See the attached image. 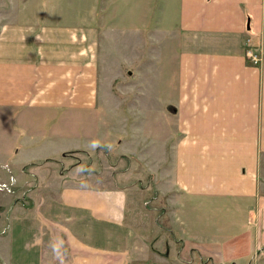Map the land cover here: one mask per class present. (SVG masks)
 Segmentation results:
<instances>
[{"label": "crops", "instance_id": "1", "mask_svg": "<svg viewBox=\"0 0 264 264\" xmlns=\"http://www.w3.org/2000/svg\"><path fill=\"white\" fill-rule=\"evenodd\" d=\"M43 1L49 0H0V191L11 189L0 195V220L5 217L0 226V233L5 229L0 234V241L5 239V247L0 243V264H24L17 262L18 239L24 237L33 241L35 254L25 264H264V0H173L179 13L174 33L183 48L176 51L177 84L157 109L158 125H166L163 133L155 134L160 140L157 156L169 166L166 163L156 172L163 170L174 187L166 190L163 213H174L180 229L187 232L171 224L178 244L164 251L147 246L131 249L128 242L111 239L113 226L128 237L131 225L145 229L144 217H135L131 208L139 205L130 192L134 185L111 177V188L98 190L95 183H84L67 189V176L82 164L84 153L65 152L82 149L93 159L96 147L107 144L92 140L91 130L85 128L89 135L84 140L47 148L54 144L47 139L54 128L47 129L55 119H60L55 129L65 135L81 111L101 108L99 45L107 25L101 24L103 9L67 7L62 0L35 5ZM67 13L79 19L82 14L90 16L77 22L67 20ZM247 49L260 55L258 63L247 58ZM108 98L106 94V104ZM139 103L144 104L141 97ZM39 116L49 120L45 130L35 125L42 123L35 120ZM135 121L136 116L127 119L126 127H135ZM111 142L118 144L116 156H122L124 167L127 157L138 159L129 149L137 142L134 136L114 137ZM44 145L48 151L29 154ZM58 156L81 159L61 170L62 180L66 179L59 188L62 199L56 203L41 192L39 213L29 209L30 216L19 218L28 209L21 200L30 201L36 190L50 186L39 179L41 164ZM37 160L41 163L36 165ZM90 164L94 168L93 161ZM128 170L112 166L109 171L116 178L135 176ZM91 174L96 175L91 171L78 178ZM136 179L132 183L141 181ZM144 184H139L137 196L148 190ZM23 188L27 192L18 197ZM149 204L143 202L142 212L150 210L154 216ZM53 207L65 209L53 213ZM217 214L224 215V221L215 218ZM103 216L108 223L105 242H99L95 236ZM110 242L111 248H105ZM173 253L176 257L171 259Z\"/></svg>", "mask_w": 264, "mask_h": 264}, {"label": "rangeland", "instance_id": "2", "mask_svg": "<svg viewBox=\"0 0 264 264\" xmlns=\"http://www.w3.org/2000/svg\"><path fill=\"white\" fill-rule=\"evenodd\" d=\"M50 1L52 2L54 0H49L48 2L43 1V3L39 2L35 5H49ZM62 1L66 3L67 7H75L77 9H84L85 6H87L85 9L90 8V6L97 7V10L103 9L100 20L102 22L101 24L104 26L107 25V27L102 33L99 45L100 66L98 72L99 97H102V100L101 98L98 100L101 108L94 111L92 110L91 112L89 111L88 113H86V111H81L80 116L76 117L73 125L69 126L65 135L55 129V127H57L56 124L60 123L59 118L55 119L53 125L47 129L49 132L51 128H54L53 132L49 133L47 136V139L54 144L48 143L47 148H53L54 146L69 140H84L86 136L89 135V131L84 133V129L88 128L91 130L92 140L97 142L101 140L103 141L102 143L109 146L105 145V148L101 145L98 146V150L93 152V159L88 157V155L82 156V164L77 165L78 167L68 174L70 177L67 176V189L71 185L74 186L73 184L82 185L84 183H95L98 190L111 188L113 185L112 178L116 181L121 179L120 182L126 181V185L127 183L129 185H134L130 188V192L131 195L133 192L135 193L132 197L138 201L139 205H134L131 208L134 207V210L136 211L135 217H138V215L144 217L142 218V225L143 223L145 224V229L143 227V229L135 228L134 225H131L132 231H129L131 235L128 237L126 236V232L122 231L119 226H113L110 227L113 235L111 239L120 238L118 241L115 240L114 242H117V244H126V242H128L131 249H134V246H147L151 249H162L163 251L166 248L173 249L176 242L171 226L173 225L174 229H177L181 233L185 232L186 234L187 231H182V229H180L178 221L174 217V213L172 214V212H169L170 216L165 215L166 211L163 213L162 205L166 202V194H168L166 190L174 187L172 186V183L168 182L165 178L163 172L166 168L163 165L167 163L169 166V161L164 162L163 158L159 159L157 156L159 155L158 144L160 140L155 139L158 137L155 134L157 131L163 133L166 129V125L164 124L158 125V105L162 104L163 99L175 88L178 81L179 53L176 51L181 50L182 44L177 43L180 42V40L179 38H176L174 33L176 20L179 17L175 2L173 3V0H98L97 2L96 0ZM91 1L94 2V6L91 5ZM152 3L155 5L153 6ZM86 16L90 15L82 14L79 19V15L67 13V20L77 18L78 20L76 21L79 22L82 18H86ZM131 71L133 73H131L130 76ZM111 76H113V78H111ZM106 94L109 95V104H106L107 101L104 100ZM137 96L139 97V101ZM140 97L144 101V104L139 103ZM122 98L125 100V103H123ZM129 100L131 101L129 102ZM124 108L127 110H124ZM135 116L137 117V121L134 123L136 126L126 127V120L129 118L133 119ZM35 120L36 122H42V125H35L45 130L44 124L49 120L44 116L36 117ZM136 131L138 132L135 133ZM18 132H20L19 129ZM126 136H129L130 138L134 136L136 138L137 142L132 143L135 147L131 144L129 149L138 156L137 158L139 160L133 157H127L126 165L124 167V160L121 157L116 156V153L119 150L116 148H119V146L118 144L114 145L111 142V139L114 137L117 139H123ZM24 137L26 136L23 135L22 138ZM169 137H173V134ZM167 143L168 141L165 142L164 148ZM137 145H141L140 150L144 148V152H140V150L136 148ZM17 147L18 145L15 146L16 149ZM39 147L40 146L33 148L29 154L33 153L37 156L39 153L42 154V152L48 151V149H45V145L42 148ZM29 150L30 148L27 149V151ZM145 154L148 156L145 157ZM22 155L26 156L25 153ZM73 159L76 160L75 158L68 156H58L54 161H45L47 162L46 164L43 162L44 166L41 164L44 170L39 172V179L43 177L44 180L48 181L46 183H49L48 185L50 186L48 187V190H36L33 198L28 197L30 201L26 199L21 200L28 209L24 210L22 215H18L22 208H24L22 203L19 204V213L17 212L19 218L28 214L30 216L31 211L29 209L34 210L35 213H39V209H42V207L37 201L38 198H41V192L45 193L43 198L53 199V202L56 203L60 202L63 194L62 190L59 188L61 187L62 182L66 181V179L62 180L60 173L62 168L68 167L72 163ZM91 160L94 163V165H92L94 168H90ZM0 161H2L1 158ZM130 162L131 165L129 168L128 166ZM2 163L3 162H0V170ZM40 163L41 162L37 160L34 164L37 165ZM73 163L75 162L73 161ZM112 166H115L116 168L120 166L121 170H126V172L128 168L130 169L128 171L135 174V176L126 173L121 175L120 178H116V175L110 174L109 170L112 169ZM158 167L163 170L156 172ZM34 168L38 169L37 166H34ZM148 170L152 171L153 174L149 175ZM17 171L20 172V167ZM91 171H95L96 175L91 174L78 178L80 174ZM35 174L34 176H36ZM136 178L141 179V181L145 183L144 185L148 187L146 192L143 191L144 193H141L138 196L137 194L140 191L138 190L140 189L139 184L136 182L132 183L137 180ZM10 190V188L3 187L0 191V195L3 193L8 194ZM20 192L25 194L27 190H25V188L22 190L18 189V197L21 196V194H19ZM12 196L13 195H11V197ZM117 197L121 198L120 195ZM65 200L68 203L74 202V199L65 198ZM146 201L150 203L148 206L153 209L154 216H151V213H149L150 210H146L145 214H143V202ZM138 206H140L141 209ZM166 208L169 209L170 207ZM64 209L60 211V209L53 207L51 211L53 213H57L55 211L63 213ZM101 212L102 211L98 210V213ZM91 215L93 216L92 213ZM216 217L217 219L221 218V221H224L225 218L222 214H217L215 218ZM4 219L2 218L0 220V226L3 225L5 221ZM98 221L103 223L98 222L95 238L99 242H105L106 229L104 228V225L108 223V221L104 216ZM35 222L36 221L30 223L32 224ZM138 223H140V221H138ZM4 232L5 229L0 234ZM179 232L177 233L178 235H180ZM2 239L3 240L0 241L2 244L1 247H5V239ZM54 242L55 240L53 237L50 241V245ZM32 243L33 241L30 242L27 237L18 239V263L25 264L32 260L30 258L31 256H35L32 251L34 249ZM67 244H69L68 241ZM110 245L111 242L106 245L105 248L110 247ZM150 254H154V250H151ZM4 256L5 255L3 254V257ZM173 256L171 259L176 257L174 253ZM144 262L145 260H142V263ZM148 264H150V262H148Z\"/></svg>", "mask_w": 264, "mask_h": 264}, {"label": "built area", "instance_id": "3", "mask_svg": "<svg viewBox=\"0 0 264 264\" xmlns=\"http://www.w3.org/2000/svg\"><path fill=\"white\" fill-rule=\"evenodd\" d=\"M245 54L252 63H258L261 59L258 53H253L252 51H250V49H247V51H245Z\"/></svg>", "mask_w": 264, "mask_h": 264}, {"label": "trees", "instance_id": "4", "mask_svg": "<svg viewBox=\"0 0 264 264\" xmlns=\"http://www.w3.org/2000/svg\"><path fill=\"white\" fill-rule=\"evenodd\" d=\"M101 146L104 147V148L106 147V146L103 145V144H102ZM97 149H98V147H97ZM78 151H79L80 153L82 152V153H84V155H88V157H90L89 153H88V152L85 153L82 149H77V150L74 149V150H71V151H67V152H65V154H67V155H70V154H71V155H72L73 152H78ZM106 151H107V150H106ZM117 157H119V156H117ZM121 157H122V156H121ZM76 158H77V159H76V161H75L74 164H76V163L79 162V158H78V157H76ZM140 183H141V181H138V184H140ZM141 185H142V184H141ZM175 241H176V244H178V243H177V242H178L177 239H176Z\"/></svg>", "mask_w": 264, "mask_h": 264}]
</instances>
